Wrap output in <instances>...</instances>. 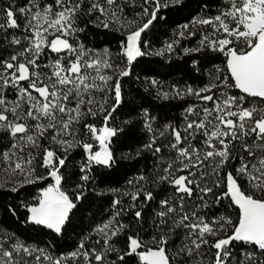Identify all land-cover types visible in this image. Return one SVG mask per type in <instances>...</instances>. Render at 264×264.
<instances>
[{"label":"snow or ice","instance_id":"6c2138e0","mask_svg":"<svg viewBox=\"0 0 264 264\" xmlns=\"http://www.w3.org/2000/svg\"><path fill=\"white\" fill-rule=\"evenodd\" d=\"M0 178V264H264V0H0Z\"/></svg>","mask_w":264,"mask_h":264},{"label":"trees","instance_id":"16d2710c","mask_svg":"<svg viewBox=\"0 0 264 264\" xmlns=\"http://www.w3.org/2000/svg\"><path fill=\"white\" fill-rule=\"evenodd\" d=\"M184 15H186V13H184V12L175 13V14L172 15V19L174 21H177V22H182V17ZM154 59L158 60L159 58H154ZM148 67L156 69L161 74V78H163V79H172V78L179 79L180 75H181V73H179V72H173L171 77L166 76V75H164L165 69L161 68L159 64H155V63L148 65ZM142 92H143V90L141 89V93ZM131 98L132 97H129V99H131ZM145 98L146 99H150V98H148L146 96V94H145ZM139 99H140L139 96H136L135 100H136L137 103L139 102ZM165 111H166V113H167V115L169 117H174L178 121L179 112H180V105H179L178 102H174V106L166 108ZM121 118L124 119L126 117H121ZM129 144L132 145V148H134L136 146L134 141H129ZM122 150L129 151L131 149L128 148V147H125ZM76 158H79V154H76ZM123 163H125V165L130 170L133 169V162L126 161V162H123ZM141 167H143V161H141V163L135 165V168H141ZM0 179H2V178H0ZM120 183H123V181H120ZM29 190L34 191V189H31L30 186H26L25 191L20 192L19 195L9 193L6 190H0V225L4 226L5 230H8V231H20V229L25 227L24 225L17 226V223L15 222L14 218H12L10 216H6L5 213H4L3 206L8 204V203L15 202L13 200V197H15L16 199L25 198V196L27 195V191H29ZM71 243H72L71 238H69V240L66 243L63 244V246L67 247Z\"/></svg>","mask_w":264,"mask_h":264}]
</instances>
